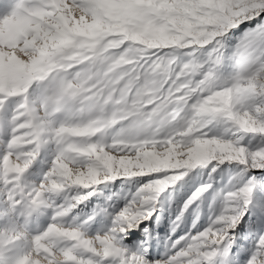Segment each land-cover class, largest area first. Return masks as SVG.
<instances>
[{
	"label": "snow or ice",
	"instance_id": "snow-or-ice-1",
	"mask_svg": "<svg viewBox=\"0 0 264 264\" xmlns=\"http://www.w3.org/2000/svg\"><path fill=\"white\" fill-rule=\"evenodd\" d=\"M0 264H264V0H0Z\"/></svg>",
	"mask_w": 264,
	"mask_h": 264
}]
</instances>
